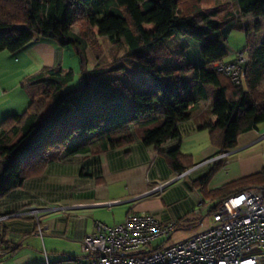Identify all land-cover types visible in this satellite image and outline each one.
Instances as JSON below:
<instances>
[{
  "label": "trees",
  "instance_id": "16d2710c",
  "mask_svg": "<svg viewBox=\"0 0 264 264\" xmlns=\"http://www.w3.org/2000/svg\"><path fill=\"white\" fill-rule=\"evenodd\" d=\"M220 1L0 0V53L15 54L39 39L52 40L62 48H75L84 67L85 43L70 27L82 17L87 34L116 44L124 41L129 58L145 71L147 83L153 86L111 87L109 103L119 105L115 113L109 103L100 102L88 90L90 79L99 76L96 71L83 73V85L75 90L66 89L72 73L63 77L61 71L47 70L25 80L23 87L45 83L48 87L23 114L0 123V201L28 179L42 175L62 152L81 151L72 142L77 136L86 137L88 143L105 139L106 148H115L127 140L114 141L111 134L140 121L143 143L160 152L168 142L180 138V124L192 119L202 100H212L213 120L204 128L221 154L235 150L242 135L259 131L264 125V43L247 46L250 60L243 66L238 86L211 66L189 62L184 54L187 44H182V53L172 49L176 39L188 37L199 43L206 63L223 62L230 30L244 29L236 23L232 4ZM230 1L240 3L243 17L264 18V0L249 4L247 0ZM186 3L190 10L184 9ZM109 82L123 85L119 79ZM126 99L131 105L121 102ZM163 154L178 174L194 167L192 157L184 155L180 146ZM221 168L222 163L216 164L198 181L203 191ZM81 175L85 176L84 171ZM253 188H264V171L205 192L215 203L209 216L225 201ZM187 221L179 222L177 231Z\"/></svg>",
  "mask_w": 264,
  "mask_h": 264
},
{
  "label": "crops",
  "instance_id": "0c3cea01",
  "mask_svg": "<svg viewBox=\"0 0 264 264\" xmlns=\"http://www.w3.org/2000/svg\"><path fill=\"white\" fill-rule=\"evenodd\" d=\"M179 41L188 45L184 54L189 62L198 67H213L214 63L208 64L202 59L198 44ZM172 45H177V41ZM224 49L227 56L234 58L236 50L225 45ZM69 51H73V62H79V76L67 63ZM131 63V67L114 68L117 75L114 78L123 85L109 82L112 81L109 75L113 76L110 67H99V76L90 79L89 92L100 102L109 103L111 87L140 89L142 84L143 88H152L147 83L149 78L145 71L133 61ZM96 69L83 67L75 48H62L52 40L39 39L15 54L1 52L0 123L7 117L23 114L48 87V83L23 87L25 80L47 70H57L63 77L72 73V81L66 89L75 90L83 85V73L91 75ZM119 72L129 79H120ZM121 102L131 105L128 99ZM117 105L110 104V111L116 113ZM211 108L212 100L200 101L192 119L180 124V138L168 142L160 152L143 143L140 121L131 122L111 134L109 138L114 141H128L115 148H106L105 139L88 143L86 137H75L72 142L81 151L62 152L42 175L28 179L0 201V264H44L46 259H81V242L94 232L96 222L121 225L131 214L142 211L163 222L179 224L187 219L179 229L189 232L184 240L209 227L211 221L207 220L211 216L210 210L206 214V207L214 201L205 192L264 171V125L257 132L242 135L239 146L224 160L219 149L211 145L209 131L204 128L213 120ZM178 146L194 161L193 171L183 180L177 179L178 173L163 154ZM219 163L222 168L203 191L198 181ZM83 171L85 176L81 175ZM32 210H36V215L30 214Z\"/></svg>",
  "mask_w": 264,
  "mask_h": 264
},
{
  "label": "built area",
  "instance_id": "2783aa9c",
  "mask_svg": "<svg viewBox=\"0 0 264 264\" xmlns=\"http://www.w3.org/2000/svg\"><path fill=\"white\" fill-rule=\"evenodd\" d=\"M251 49L235 52L229 62L214 63L218 73L240 85ZM225 153L221 156H227ZM193 169L178 174L187 178ZM36 215V210L30 212ZM211 224L178 243L168 241L178 223L163 222L142 211L121 225L96 222L81 242V259H46L44 264H264V188L247 190L222 203Z\"/></svg>",
  "mask_w": 264,
  "mask_h": 264
},
{
  "label": "rangeland",
  "instance_id": "374dc122",
  "mask_svg": "<svg viewBox=\"0 0 264 264\" xmlns=\"http://www.w3.org/2000/svg\"><path fill=\"white\" fill-rule=\"evenodd\" d=\"M254 1L256 0H247L246 4L252 3ZM220 3L221 4H226V3L232 4L233 11L234 13H236V19H237L236 23L242 24V27L244 29V30H241V29L230 30L229 34L227 35L226 42L224 43L226 48L230 50L234 49L237 52H239V51L244 50L248 45H261L264 43V18L254 17V16L243 17L241 15V9L239 7L240 3H238L239 4L238 5L236 2L230 1V0H221ZM183 7L186 10H190V5L188 3L184 4ZM86 11L89 12L88 10ZM199 23L201 24L202 22H199ZM70 27H71V30L75 34L83 38V41L86 46L85 56H84L85 57L84 59L86 61L85 66H88V68H91V69L97 68L96 72H98L99 67L100 68L101 67L105 68L106 66L110 67L113 70L112 71L113 76L109 75V79L113 81L116 79L114 78L116 75L115 70H114L115 67H119V66L131 67L132 66V63H131L132 58H129L128 56L129 47L125 44L124 41H122L119 44L118 43L116 44L112 42L109 38H98L91 34H87L86 24L84 20H82V17H80L77 21H73ZM180 39L190 41V42H193L194 44L199 45V43L191 40L188 37H179V39L175 40V42L177 41V45H173L172 47L173 51H176L178 53L183 52L182 43L179 41ZM71 49L74 50V48H71ZM69 52L67 53L68 57H66L67 59H69V62L67 61V63L70 64L71 67H73L75 74L79 76L80 75L79 62H76V61L73 62L72 60L73 51H69ZM233 57H234V54H233ZM233 59L234 58L227 56L224 60L226 62H229ZM118 77L120 79H129L128 76L123 75L122 72L118 73ZM129 77L131 79V73L129 74ZM263 89H264V85H263ZM51 108L52 106L50 105L49 111ZM229 156L230 155L228 153L227 156H224V157L221 156L222 157L221 159L226 160L229 158ZM257 160L259 162L262 161V159H257ZM262 162L264 163V160ZM213 205H215V203L206 207V214ZM211 220L212 219L208 217L207 222H210ZM188 234H189L188 231L179 230L172 236V238L168 242L171 244L178 243L184 240Z\"/></svg>",
  "mask_w": 264,
  "mask_h": 264
}]
</instances>
